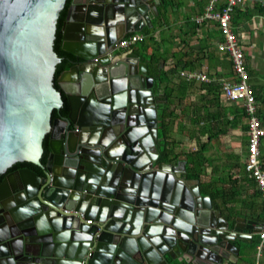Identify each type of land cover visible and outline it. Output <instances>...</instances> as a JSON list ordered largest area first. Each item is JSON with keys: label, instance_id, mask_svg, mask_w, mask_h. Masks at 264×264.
<instances>
[{"label": "water", "instance_id": "95a60500", "mask_svg": "<svg viewBox=\"0 0 264 264\" xmlns=\"http://www.w3.org/2000/svg\"><path fill=\"white\" fill-rule=\"evenodd\" d=\"M66 1L0 0V264H81L86 253V264L230 263L262 222L231 226L183 178L184 162L159 161L148 61L116 48L151 28L164 0H71L61 49L72 58L55 83ZM63 96L68 114L53 118ZM22 162L40 172H8Z\"/></svg>", "mask_w": 264, "mask_h": 264}, {"label": "trees", "instance_id": "16d2710c", "mask_svg": "<svg viewBox=\"0 0 264 264\" xmlns=\"http://www.w3.org/2000/svg\"><path fill=\"white\" fill-rule=\"evenodd\" d=\"M210 0H195L193 7L191 8V14L201 15ZM259 0H245L242 4L244 5V10H241L240 6L236 7L233 11V17L231 22V27H233L236 33L242 26L243 23L247 24L251 22L250 12L256 13L257 16L264 18V7L258 2ZM71 4V0H67L64 9L60 12L59 18L56 25V39L54 41L53 50L61 62L56 65L54 73V82L57 83V79L60 75L70 68L68 59L72 56L61 49L62 44V33L61 29L66 18V13ZM251 6V8L248 7ZM180 5L175 3V0H164V3L157 7L158 15L152 18V27L145 28L141 34L143 39L140 42L145 54V59L148 61V76L153 80L152 93L156 99V111H157V122H158V151H159V161L160 162H173L176 163L178 159H183L186 164V177L187 179H194L199 182L203 180L206 175V170L209 164L207 154L210 142L217 140L221 136H225L231 129L241 128L242 133L246 136L245 138V157L240 163H238L239 158L233 155H225L226 160L229 162V174L223 179H211L202 182V193L209 195L213 202H219L222 209L229 215L237 213L240 211L236 210L235 206L239 203L238 197L242 195L243 189H245V184L250 190L246 203H244V208L249 209L250 215H255L258 219L264 221V204L260 199V193L258 187L251 177L245 172V159L247 155V132H248V117L244 109L235 104L224 103L221 98L220 84L210 83L205 84L202 82H185L179 77L180 71H194L202 59H206L207 55L204 47H199L196 51L186 53L183 48L174 53L170 49L162 50V45L169 43L168 39L161 38L157 40L154 38V33L162 30L166 27L169 28L168 12L169 9H179ZM245 20V21H243ZM191 35L197 36L198 30L203 28L204 25L211 24L212 22H206L204 24H195L191 18L187 17L185 20ZM214 24V23H213ZM215 25V24H214ZM211 26V25H210ZM205 28V27H204ZM216 28V27H215ZM237 34V33H236ZM127 34L125 37H128ZM181 43L189 48L188 41L182 39ZM212 48L210 44L206 45V49ZM151 50V53L148 51ZM217 51V48H216ZM194 54V58L193 57ZM216 60L221 61V65L228 67L230 73L227 79L232 78L231 63L226 54L221 55V59L217 55L214 56ZM244 61L247 65V58L244 54ZM220 63V62H219ZM248 71V69H247ZM249 76L250 73L248 72ZM251 77V76H250ZM254 92V97L257 101L258 110L257 115L262 120L264 125V89L263 87H252ZM196 94L197 99L195 102L190 101V97ZM63 106L59 112H53V118H56L58 114L66 116L68 114L67 102L63 96ZM187 101L186 107L191 109L192 115L190 117V123L193 126H198L203 123L200 134H207V139L209 143H202L198 147L185 154L184 156L175 155L173 152L174 142L172 139V133L176 123H181L182 111L181 107L185 104L183 102ZM223 102V103H222ZM48 139L43 141L44 153L41 158V162L45 163L47 153H48ZM262 153V168L264 170V149ZM21 168H28L35 172H40L39 168L32 163L22 162L15 164L8 172L15 171ZM212 171L215 173V169ZM232 174V175H231ZM3 176L0 177V181ZM229 184V185H227ZM228 186L226 188L225 186ZM230 187H232L230 189ZM204 191V192H203ZM231 218V216H230ZM187 264V263H178Z\"/></svg>", "mask_w": 264, "mask_h": 264}, {"label": "crops", "instance_id": "0c3cea01", "mask_svg": "<svg viewBox=\"0 0 264 264\" xmlns=\"http://www.w3.org/2000/svg\"><path fill=\"white\" fill-rule=\"evenodd\" d=\"M194 1L195 0H188L186 3V0H175V3H177V5H180V7L179 9H173V10L171 8L169 9L168 12L169 28L165 27L161 33H159V31H156L153 35L154 38L157 40H160L161 38L163 39L169 38V43L162 45L161 48L162 50L170 49L171 52L174 53L178 52L182 47L183 50L188 54L191 52V50L196 51L199 47L203 46L207 58L203 60L201 59L198 64V67L194 71L204 72L205 74H207V76L210 79H212V83H219L220 80L227 79L226 78L227 71H225V67L221 65V61L216 60L214 58V56L217 55L218 58L221 59L222 54L216 51V45L220 42L221 38L213 23L204 25L205 28L204 27L200 28L198 30L197 33L198 35L196 37L191 35V32L188 26L186 25L185 20L187 19V17L191 18L192 20L196 16L194 14L193 15L191 14V8L193 7ZM248 7L251 8L250 5H248ZM240 9L244 10V5H242ZM187 11L189 12V14H186ZM250 14H251L250 15L251 22H248L247 24L243 23V26L236 32L242 46L245 45L244 42L247 44L249 43V45H251L253 40L252 38H254L255 41V39L257 38L256 30L259 29L258 27H260L258 20H261L260 22L262 23L264 22V18L257 16L256 13L250 12ZM134 33H139V32H134ZM182 39L184 40V42L188 41L189 48L191 49H187L186 46H184L181 43ZM140 42L137 43L135 46H133L131 50H119L118 53L126 55L128 53L135 52L137 55L145 59L144 50L142 46H140ZM207 44H210L212 48L207 50L206 49ZM148 53H151V50H149ZM192 58H194V54ZM251 80L252 78L250 77L249 84L251 85V87H256V84L253 83ZM196 99H197L196 94L190 97V101L195 102ZM185 103L187 104L186 100L185 102H183V104ZM186 104L183 107L179 108L182 111V117H181L182 120L180 121L181 123H176L172 133V139L174 142L173 152L175 155H181V156H184L185 154L195 150L198 147V145H201L202 143L210 142L209 139H207L206 133L203 135L199 133L203 123H200V125L198 126L196 125L193 126L190 123V117L193 113L191 109H188L186 107ZM235 105L240 106L239 103H235ZM245 138L246 136L242 133L241 128H234L231 129L225 136H221L217 140L210 142L211 144L208 148L209 149L208 153L205 154L208 157L209 164L206 170V175L201 182L194 179L192 180L187 179L185 172H186V167L188 165L183 159H178L177 162L185 163V172L182 174L183 178L187 179L190 185H195L197 183L201 195L202 194L206 195L202 193V182L208 181L209 177L211 179H216V180L223 179L226 178L229 174L230 165H228L229 162L226 160L225 155L229 154L235 156L236 158H239L238 163H240L242 159L245 157ZM213 149H215L214 153L212 152ZM173 162H172L173 165L177 164V162L176 163ZM230 167H232V165ZM213 168L215 169V173L214 171H212ZM227 185L225 186L226 188H228ZM231 188L232 187H230V189ZM248 194H250V190L248 186L245 184V189H243L242 195L238 197L239 204L235 206L236 210L240 211V214L234 213L229 215L227 212H225L222 209V206H220L219 202L214 203L212 199L211 201L214 205L217 206L218 210L221 212V216L224 219L228 220L231 226L235 223L236 218L250 217V218H254L256 221L258 220L259 222L260 219H258L257 216H255L254 214L250 215L249 209L244 208L245 205L244 203H246ZM243 232L248 235L253 231L244 229ZM240 243H238V245L242 247L241 248L242 250L239 251V255L237 257L232 258L231 262L226 264L253 263L256 253L255 246H257L260 243L257 233L254 234L252 238L241 239ZM166 260L169 264H178L183 262V261L179 262L178 260H172L169 256H166ZM260 262L261 264H264V245L262 248V256Z\"/></svg>", "mask_w": 264, "mask_h": 264}, {"label": "built area", "instance_id": "2783aa9c", "mask_svg": "<svg viewBox=\"0 0 264 264\" xmlns=\"http://www.w3.org/2000/svg\"><path fill=\"white\" fill-rule=\"evenodd\" d=\"M245 0H210L204 12L195 16L192 20L195 24L201 25L212 22L221 38L216 45L217 51L226 54L231 62L232 78L220 80V93L223 102L229 104L239 103L248 117L247 146L245 159V172L254 179L260 199L264 204V170L262 168V149H264V125L257 115L258 105L254 97V92L249 84L250 76L244 62V48L238 35L232 30L231 22L233 11L242 5ZM264 7V0L258 1ZM143 36L139 33H130L128 37L120 38L116 43L118 50H131L139 43ZM179 77L185 82L212 83L207 74L201 71H180ZM70 214H77L83 218V212L65 211ZM86 223L91 225L92 220L87 219ZM260 243L256 246L255 258L252 264H261L262 248L264 245V221L260 231L257 233ZM91 250V248H88ZM86 253L81 264H86L89 257Z\"/></svg>", "mask_w": 264, "mask_h": 264}, {"label": "rangeland", "instance_id": "374dc122", "mask_svg": "<svg viewBox=\"0 0 264 264\" xmlns=\"http://www.w3.org/2000/svg\"><path fill=\"white\" fill-rule=\"evenodd\" d=\"M187 1L188 0H186V3ZM186 14H189V12L187 11ZM258 21L260 27H258L259 29L256 30L257 38L255 39V41L254 38H252L253 40L251 45H249V43L247 44L244 42L245 45L243 46V48H244L245 56L247 58V65H248L247 69L252 78L251 81L255 83L257 87H263L264 89V22L263 23L260 22L261 20ZM225 71H227V75H226L227 78L228 74L230 73V69L226 66ZM212 152L214 153L215 149H213Z\"/></svg>", "mask_w": 264, "mask_h": 264}, {"label": "flooded vegetation", "instance_id": "af4514ba", "mask_svg": "<svg viewBox=\"0 0 264 264\" xmlns=\"http://www.w3.org/2000/svg\"><path fill=\"white\" fill-rule=\"evenodd\" d=\"M132 49V48H131ZM16 171V170H15ZM11 172H13V171H11ZM203 195V194H202ZM203 196H209V195H203ZM210 197V196H209ZM210 200H211V197H210ZM211 203H212V201H211ZM214 203H216V202H214ZM212 205H214L213 203H212ZM261 222H263L262 220H259V223H261ZM261 225H262V223H261ZM255 250H256V246H255ZM188 264H190V263H188Z\"/></svg>", "mask_w": 264, "mask_h": 264}]
</instances>
